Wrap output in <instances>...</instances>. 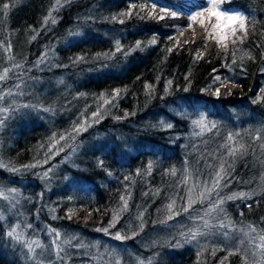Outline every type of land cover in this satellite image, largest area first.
<instances>
[{
  "label": "trees",
  "instance_id": "trees-1",
  "mask_svg": "<svg viewBox=\"0 0 264 264\" xmlns=\"http://www.w3.org/2000/svg\"><path fill=\"white\" fill-rule=\"evenodd\" d=\"M218 3L247 18V34L242 42L230 37L227 50L205 38L201 18L190 19L209 0H0V74L8 69L0 107L9 109L0 114V181L34 180L39 208L56 217L55 225L88 234L98 246L113 242L153 257L150 264H244L245 258L258 264L247 241L236 250L206 238L196 239L197 247L175 245L178 236L165 243L170 230L217 199L214 192L183 211L189 189L202 191V181L211 187L220 158L231 162L226 143L245 145L247 155L236 160L219 195L249 196L222 207L232 224L264 229V0ZM50 12L55 24L45 23ZM116 41L128 55L104 58ZM77 57L83 60L73 63ZM201 115L203 128L194 123ZM8 225L0 219V264H23ZM104 228L108 233L97 231ZM153 230L160 239L145 249L138 241ZM117 231L137 234L120 241Z\"/></svg>",
  "mask_w": 264,
  "mask_h": 264
},
{
  "label": "rangeland",
  "instance_id": "rangeland-1",
  "mask_svg": "<svg viewBox=\"0 0 264 264\" xmlns=\"http://www.w3.org/2000/svg\"><path fill=\"white\" fill-rule=\"evenodd\" d=\"M34 183V180H31V184H28L27 180H23L15 186H6L5 182L0 181V192H3L4 195L8 197L7 200L0 198L3 201V204L0 205V217H3L1 220H10V225H8L9 231L12 227L19 224L20 227L18 231L21 235V240L25 242L17 243L15 239L11 240V246L17 250L15 257L21 263L38 264V262L42 260L43 264H49V262H52V264H116V261L119 260L121 264H141V262L142 264H150V262L153 261V257L149 256L148 258H142L138 253L135 254L134 251H130V248H124L121 244L116 246L117 243L113 244V242H109L110 245L105 241L101 243V246H98V243L93 241L94 238L88 234L76 229H64L55 225L53 221L54 216L51 213H47L48 217H45V211L39 208V203L42 201V194L38 188H35ZM11 189H16V192H11ZM240 192L244 191L241 190L235 193ZM24 197H28L26 203H24ZM222 216V213L216 212L210 215H205V213H193V216H189V220L183 225H179L178 230H170L172 236L167 237L165 243L170 242L172 238L174 239L175 236H178L181 239H174L177 240L174 241L175 245H177L181 241H185V237L180 235L181 233H187L189 229L199 227L200 231L206 233V235L198 236L197 240L199 239L200 241L206 238L213 240L214 243L224 240L226 244H228V250H236L243 241H247L246 250H250V255L253 258L256 257L257 261L261 260L259 250L253 247V243H259V241L257 239L253 242L249 235H245L247 228L234 224H232V228L228 229L213 227L214 225H218L222 220L225 223L228 222V220L224 219L225 217ZM201 217H203V220L200 219ZM205 220L208 221L209 227L204 226ZM28 224H31L30 228L27 227ZM170 227L171 226H166L165 229L167 230ZM50 229L59 231L63 238H73L71 244L62 243L61 245L67 252V256L63 262L58 260L54 254V245L52 244L53 236L50 233ZM239 229H244V232L239 231ZM224 231L229 232L227 238L222 235ZM152 232L151 235L147 234L141 241H138L145 249L150 242H155L160 239L156 238L154 230ZM199 241H192V246L197 247ZM33 242H39L41 247L37 248L36 244ZM26 243L32 244L33 248L36 249L35 253H28L27 247L25 246ZM182 244L183 242L181 246ZM249 246L250 248H247ZM120 249L123 251L119 255H116L121 251ZM254 252L255 255H253ZM61 255L64 254L61 253Z\"/></svg>",
  "mask_w": 264,
  "mask_h": 264
},
{
  "label": "snow or ice",
  "instance_id": "snow-or-ice-1",
  "mask_svg": "<svg viewBox=\"0 0 264 264\" xmlns=\"http://www.w3.org/2000/svg\"><path fill=\"white\" fill-rule=\"evenodd\" d=\"M60 4V0H57V5ZM5 9H7L8 5H4ZM153 8H155L156 6L153 5ZM161 12H166V9H160ZM171 16L175 17L177 14L175 12L170 13ZM163 18V17H161ZM198 18L199 19V23L201 24V27L204 28L205 33H206V39H215L216 43L223 49L227 50L228 47V40L230 37H234V38H238L241 40H243L244 36L247 34V29H246V17L239 13H229L227 11H222L220 10L219 7V3L218 0H209V6L204 9L203 11H197L194 15H192L190 17L191 20L196 21ZM49 19H51V23L55 24L57 21L55 20V18H52V14L51 12L49 13V16L45 18V23L47 24ZM113 19H115V17H113ZM121 23H123V21H120ZM238 32L242 33V35L238 36ZM33 39H35V36L32 37ZM233 44L236 43V39H232L231 41ZM151 43H155V40H152ZM185 43H188V41H185ZM137 48L140 47V42H137ZM10 45L8 46V48L10 49ZM123 51L124 55H128L127 51H124L121 46H120V42L116 41V47L114 49V52L111 54H103L104 58L108 59V58H112L116 53H120ZM169 51H171V49H169ZM198 56L200 55L199 53L197 54ZM46 58V56H42L41 59L38 61V63H42L44 61V59ZM98 58H99V54H98ZM83 60V57H77L76 60L73 61V63H77V62H81ZM8 74V69L4 70L3 74H0V81H3L6 79ZM217 80H219V77H216ZM62 83V81H61ZM169 84H171V81H168ZM187 90V89H185ZM119 90H116L115 94H118ZM215 94L218 96L219 95V89H216ZM6 95L11 96L13 95V93L11 91H9ZM5 99L4 95H0V101H3ZM23 107H33L32 105H23ZM43 111H50V109H43ZM9 112L8 108H3L0 107V114L2 113H7ZM92 115L94 117H96L98 115L97 112L92 113ZM127 115V113L125 114ZM102 118V117H100ZM205 120L206 117L201 115L200 118L196 121H194L195 124L203 127H206L205 125ZM4 123V119H0V125H2ZM167 128H172L173 125L172 124H167L166 125ZM211 127L215 128L216 125L212 124ZM81 130H84L83 128H76L74 129V131L79 132ZM238 135V134H237ZM55 137V134H53V138ZM261 137L256 136L254 137V139H260ZM65 136L61 135L60 136V140H64ZM227 140L229 142L234 140V135L233 134H229L227 137ZM56 143H59V141H56ZM55 145H53L54 147ZM222 147H224L227 150V156L232 158L231 162H229L228 160L224 159L223 157L220 158V163H219V167L215 172L214 176H211V187L208 186V181H202V185H203V190L196 192L195 195L192 194V189H189V196H188V203H187V207L183 208L184 212H187L189 210V208H191L195 203H203L205 200H210L212 194L215 192L217 195V199L215 201H210L209 207L205 212V215H210L213 212L216 213H222L224 214V217L226 220H228L227 223H225L223 220L219 222L218 225H214L213 227H218L220 229H228V228H232V221L228 219L227 217V213L225 211V209L222 207V205L226 202V201H232V200H236V199H241V198H246L249 196L248 193H244V192H240V193H231L227 196H220L219 195V191L222 189V187H227L228 183L230 181L227 180V177L230 176L231 171L234 170V165L237 159H243L246 155H247V150L245 145L240 144L237 146H231L230 144L226 143L225 145H222ZM62 147L60 149H58V151H62ZM47 161H45L46 163ZM264 163V162H262ZM2 166V165H0ZM26 167H31V166H26ZM209 167H211V165H209ZM151 170V165H149V171ZM12 171H16V169H12ZM48 173L45 172L44 176H47ZM172 175H176V171L175 169L172 170ZM125 179H128V177H126ZM185 179H187V177H185ZM224 181V183L222 184L221 182ZM11 192H16V189H11ZM262 191H264V189H262ZM0 198H3L5 200L8 199L7 196L4 195L3 192H0ZM121 199L123 200L124 198L121 197ZM175 201H173V203L169 204L167 206L169 213H173V207H174ZM127 205V201H125V207ZM180 212L176 211L174 213V215H179ZM56 217H53V219H55ZM169 219L173 218V215H169L168 217ZM0 219H3V217H0ZM201 220H203V217L200 218ZM204 226L205 227H209L208 221H204ZM20 225L17 224L16 226L12 227L10 231L7 232L8 237L15 239L17 243H25L24 241L21 240V235L18 231ZM27 227H31V224H28ZM114 227V223H110L109 224V228ZM143 227V224H141V228ZM109 228H104V229H97V231H104L105 233H108ZM239 231L244 232V229H239ZM50 233L53 236L52 239V244L54 245V254L57 257L58 260H60L61 262H63V260L65 259V257L67 256V252L65 250L64 247H62V243L63 244H71V241L73 238H63L62 234L57 231L56 229H50ZM255 233L256 235L251 236V234ZM137 233L133 232L132 236H128V235H122L119 231H117L114 235V238L116 240H120V241H124L130 238H134V236ZM182 236L185 237V242H190V241H194L197 239L198 236L201 235H206V233H203L200 231L199 227L197 228H193V229H189L187 233H181ZM222 235L227 238L229 236V232L228 231H224L222 233ZM245 235H249L251 237V241H256L258 239L259 243H253V247L255 249L259 250V254L261 257V260L258 262V264H264V229H260L258 230L256 228V226L254 225H248L247 226V232H245ZM36 244V247H41V245L39 244V242H33ZM25 246L27 247L28 253L32 254L35 253L36 249L33 248L31 243H26ZM61 253H63L64 255H61ZM232 254V253H230ZM253 255H255V252L253 253ZM38 264H43V261H39ZM49 264H52V262H49ZM116 264H121V262L119 260L116 261ZM142 264V262H141ZM244 264H247V259L245 258V262Z\"/></svg>",
  "mask_w": 264,
  "mask_h": 264
}]
</instances>
